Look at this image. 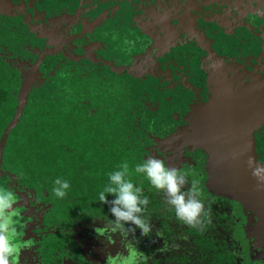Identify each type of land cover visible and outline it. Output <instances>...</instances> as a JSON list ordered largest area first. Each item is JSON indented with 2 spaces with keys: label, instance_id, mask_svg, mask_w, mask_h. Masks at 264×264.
Instances as JSON below:
<instances>
[{
  "label": "flooded vegetation",
  "instance_id": "1",
  "mask_svg": "<svg viewBox=\"0 0 264 264\" xmlns=\"http://www.w3.org/2000/svg\"><path fill=\"white\" fill-rule=\"evenodd\" d=\"M0 80L14 117L21 97L20 119L32 103L57 107L59 144L74 165L129 164L153 225L149 237L135 233L143 264H264L255 193L264 185H247L244 162L264 165V0H0ZM238 101L259 117L247 119ZM213 132L226 146L228 193L207 189ZM150 157L200 180L210 209L202 228L177 220L165 193L134 172ZM0 166V189L13 192L19 212L14 264H106L99 243L124 245L95 232L114 220L108 207L89 216L77 207L71 217L54 193Z\"/></svg>",
  "mask_w": 264,
  "mask_h": 264
},
{
  "label": "clouds",
  "instance_id": "2",
  "mask_svg": "<svg viewBox=\"0 0 264 264\" xmlns=\"http://www.w3.org/2000/svg\"><path fill=\"white\" fill-rule=\"evenodd\" d=\"M248 164L258 183L264 185V177L260 175L264 172V165L255 163L251 158ZM134 172L143 174L153 188L165 193L166 203L174 209L177 220L191 228L203 227L205 219L210 215V209L205 208L200 198V180L195 174L189 180V173L166 167L165 161L156 157L137 164ZM130 176L129 164L122 162L119 170L109 174V183L98 196L99 202L108 206L114 220H110L103 228H96L97 236L110 240L113 234H118L127 253L125 255L124 252H117L115 256L109 253L106 264H143L146 259L145 254L137 247L139 240L135 233L139 229L142 237H149L153 231V225L143 215L149 199L143 195L141 187L134 185ZM189 184L190 187H186ZM69 188L67 180L57 178L52 191L57 198L63 199ZM109 196L113 199L109 200ZM15 202L11 190L0 189V264H14L20 254V233L14 219L19 216V212L12 207ZM160 235L159 232L156 233L158 238Z\"/></svg>",
  "mask_w": 264,
  "mask_h": 264
},
{
  "label": "trees",
  "instance_id": "3",
  "mask_svg": "<svg viewBox=\"0 0 264 264\" xmlns=\"http://www.w3.org/2000/svg\"><path fill=\"white\" fill-rule=\"evenodd\" d=\"M9 92L8 82L0 80V142L14 119V104L6 102ZM59 122L55 105L29 104L8 136L2 161L16 168L27 181L52 193L57 178L67 180L70 184L67 194L57 200L69 209L71 217L77 207L83 216H89L93 207L104 214L108 206L101 204L98 196L109 183L110 168L117 171L119 167L74 165L76 157L62 153ZM96 161L100 164L104 160L97 157Z\"/></svg>",
  "mask_w": 264,
  "mask_h": 264
},
{
  "label": "rangeland",
  "instance_id": "4",
  "mask_svg": "<svg viewBox=\"0 0 264 264\" xmlns=\"http://www.w3.org/2000/svg\"><path fill=\"white\" fill-rule=\"evenodd\" d=\"M181 9H182V12H184L183 7ZM148 10H151L155 13L156 8H154V7L148 8ZM238 102H237L236 106H238L241 111H247L250 113L251 117H248L247 119H253V118L259 117V112L256 111V105H252L251 103L250 104H244V102H239V103ZM215 104H216V100L212 101V103L209 105V108L214 107ZM199 111L201 113L204 112V108L200 107ZM212 134L214 136L212 138H208V140L211 143L210 152L212 153L213 156L211 159V166L209 165L210 182H209V186H207V189L214 191L216 193H221V194L222 193H228L231 190H230L229 183L227 184L224 177L226 175H228L229 173H231V170L224 167V155H223V153H226V146L219 139L220 137L216 136L217 135L216 132H213ZM244 162L248 163V160L244 159ZM246 170L247 171L245 172L246 173L245 182L248 183L247 185H250V186L259 185V186H261L258 183L257 179L253 176L252 168H250L248 166L246 168ZM0 172H1V166H0ZM260 175H261V177H264V176H262V173ZM14 206L15 205L12 206L13 209H14ZM29 206L32 209L31 212H34L33 211L34 204L29 203ZM39 217H40V215L36 214L33 217L34 218L33 223H37ZM17 222H18V220H17ZM99 248H100V257L102 256V259L104 260V262L106 261L107 255L109 253H111L113 256H115L117 254V252H124V254L127 255L126 251L124 250V245L114 246V245H110V244L100 242ZM23 255L32 257V255L29 254L28 251H25L23 253Z\"/></svg>",
  "mask_w": 264,
  "mask_h": 264
},
{
  "label": "water",
  "instance_id": "5",
  "mask_svg": "<svg viewBox=\"0 0 264 264\" xmlns=\"http://www.w3.org/2000/svg\"><path fill=\"white\" fill-rule=\"evenodd\" d=\"M20 104L18 106V109H17V113L14 117V119L12 120V122L10 123L9 127L7 128V130L5 131L4 133V136L3 138L1 139V142H0V161H2V156H3V151H4V148H5V144H6V141L8 139V136L10 134V132L16 127V125L19 123V120L22 116V113H23V110L26 106V103H25V98L23 99L21 97L20 99ZM242 193V191H240ZM252 191H249L248 192V195H252L251 193ZM254 193V192H253ZM255 193H258L261 197L262 200H264V190L263 191H257Z\"/></svg>",
  "mask_w": 264,
  "mask_h": 264
}]
</instances>
